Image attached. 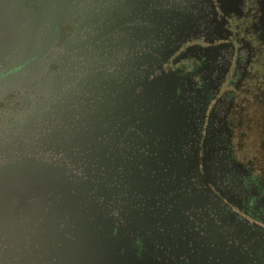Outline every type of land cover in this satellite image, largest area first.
<instances>
[{"label": "water", "instance_id": "1", "mask_svg": "<svg viewBox=\"0 0 264 264\" xmlns=\"http://www.w3.org/2000/svg\"><path fill=\"white\" fill-rule=\"evenodd\" d=\"M25 1L7 2L15 19L0 0V55L30 58L42 40L37 27L56 17L55 0H38L42 14ZM97 15L83 12L76 43L107 31ZM6 16L15 21L10 29L2 27ZM123 29L125 38L132 34ZM183 29L175 27V41ZM127 40L124 59L109 69L94 59L38 68L31 61L0 80V96L18 86L14 78L26 90L23 109L0 124V264H173L171 256L182 254L195 264L238 263L225 245L240 231L211 220L213 207L191 180L190 105L166 100V82L145 80L150 53ZM170 44L155 49V67ZM49 64L59 69L43 77Z\"/></svg>", "mask_w": 264, "mask_h": 264}, {"label": "flooded vegetation", "instance_id": "2", "mask_svg": "<svg viewBox=\"0 0 264 264\" xmlns=\"http://www.w3.org/2000/svg\"><path fill=\"white\" fill-rule=\"evenodd\" d=\"M3 2L7 9L1 12L18 19L17 9ZM111 4L117 7L113 12ZM51 6L56 17L48 27H37L42 40L30 58L19 51L0 55V80L24 73L31 61L38 68L52 59H94L98 69H109V62L124 59L127 39H132L150 53L152 70L145 80L166 82V100L190 105L197 159L191 180L211 203V220L224 230L240 231L227 239L225 249L237 264H264V0H55ZM24 7L42 14L38 0L25 1ZM85 11L99 12L107 31L81 44L74 38L82 32L78 22ZM14 22L6 16L2 27L10 29ZM125 26L132 33L126 38ZM176 26L184 29L175 41ZM5 35L21 44L15 34ZM165 39L171 51L157 68L152 57H159L155 49ZM43 69L46 77L59 68L49 64ZM14 79L18 86L0 96V124L26 105L22 77ZM140 91L141 86L135 89ZM171 258L173 264H195L184 254Z\"/></svg>", "mask_w": 264, "mask_h": 264}]
</instances>
